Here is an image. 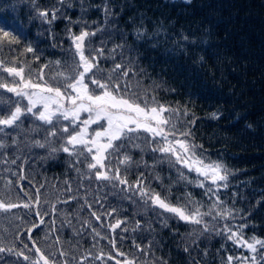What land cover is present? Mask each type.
<instances>
[{
	"label": "trees",
	"instance_id": "16d2710c",
	"mask_svg": "<svg viewBox=\"0 0 264 264\" xmlns=\"http://www.w3.org/2000/svg\"><path fill=\"white\" fill-rule=\"evenodd\" d=\"M0 17L23 26L14 33L19 44L0 47V85L19 79L4 68L23 67L26 78L41 82L42 71L47 85L62 88L65 81L53 77L71 72L78 58L72 35L94 32L85 55L103 70L95 78L107 82L111 74L137 96L178 109L165 113L175 125L165 128L176 133L169 139L190 132L188 142L202 146L196 154L228 176L226 187L204 180L153 151L164 141L140 130L105 160L128 183L97 179L87 167L91 154L66 143L75 125L45 124L0 87V119L22 109L16 124L0 125V202L18 205L0 209V264H45L41 253L48 264H264V245L252 251L243 243L264 241V0H0ZM125 155L131 163L120 164ZM138 181L170 205L194 201L211 215L202 224L181 220L138 193ZM117 220L123 223L110 227Z\"/></svg>",
	"mask_w": 264,
	"mask_h": 264
},
{
	"label": "snow or ice",
	"instance_id": "6c2138e0",
	"mask_svg": "<svg viewBox=\"0 0 264 264\" xmlns=\"http://www.w3.org/2000/svg\"><path fill=\"white\" fill-rule=\"evenodd\" d=\"M48 15L47 11L40 13L43 19H47ZM52 16L55 18V12L52 13ZM17 32H23L22 24L18 21L10 22L0 17V47L4 44H7L9 47L19 44L20 41L14 34ZM94 35V32L90 33L88 31H81L79 35H72L71 39L75 55L78 58L70 66L71 72H60L56 77H53V79L62 78L65 81L62 84L64 88L63 92L61 91V87L54 88L47 85V82L43 81L42 71L37 74L41 82L33 83L30 77H25L23 67H7L3 69L10 75L19 77V86L8 88V91L15 93L17 97L27 98V104L23 111L36 116L38 120L43 121L45 124H52L54 119H62L69 121L70 125H75L73 133L68 135L66 143L73 147L82 145L86 152L91 154L92 162L87 167L89 169H96L94 175L97 179H116L121 184L128 183L126 179L120 178L118 168L112 176L102 169L105 168V160L108 154L119 153L124 141H131L134 137L138 138V133L140 130H143L151 133L153 138L160 137L164 141V146H158L153 151H160L173 156L176 162L183 164L190 171L196 172L204 180H211L214 185L218 184V182H225L223 186L226 187L228 179L226 169L218 162L206 163V158H201L196 154V149L198 147L202 148V146L188 142V137L191 136L190 132L186 131L179 134L184 139L177 138L174 141L169 139V136L175 137L176 133L174 131L166 132L165 128L171 125L174 129L175 125L172 124L170 117L165 116V113H173L178 111V109L158 104L154 96L151 102H149L147 94L144 97L137 96L134 92H130L127 82L122 85L112 80L111 74H107V82H101L95 78L96 72H102L103 70L99 69V61L96 56H91V54L89 56L85 55V40L89 36ZM25 51L32 53L34 49L29 46ZM92 51L102 53L103 50L93 49ZM36 58L39 59V57ZM56 63L59 64L60 62L57 61ZM44 67H47V65H44ZM121 68L122 65L117 64L112 72L114 73ZM86 76L87 82L85 80ZM122 76L127 77L128 71H123ZM89 83L94 85L95 88L89 90ZM0 87H7V85H0ZM97 90H99V94H93ZM37 106H40V108ZM81 113H86L87 118L81 119ZM21 115L22 109L17 106L7 118L0 119V125L12 126L16 124ZM101 121L105 122L106 126ZM93 124H96L102 130H93L90 134L89 128ZM62 131L68 133V127H64ZM50 134L56 135L54 131ZM117 141L121 143L117 145ZM40 146L43 147L44 145ZM62 150L69 152L70 148L66 146ZM119 163H131V157L125 155ZM204 180H201L198 186L204 187ZM136 187L142 196H148L149 200L160 208L175 214L179 219L186 222L202 224L204 223V215H211V212L202 213L200 208L195 206L196 202L194 201H189V206H173L161 199L158 193L149 194L148 190L143 188L139 181ZM208 191L211 192L212 189L209 188ZM23 206L25 208L30 207L29 204H24ZM15 207H18V205L0 202V209L2 210L7 211ZM36 215H40V213L37 212ZM217 215L227 217L231 215V212H218ZM96 219L99 220L100 217L96 216ZM40 223H43L42 218ZM122 223L123 221L117 220L116 224L110 225V227L115 229ZM204 226L207 229V225L205 224ZM37 227H39L38 224L33 225V228ZM226 230L229 232V239L241 243L242 237H239L238 233H234L230 229ZM31 231L32 229H29V233ZM33 243L35 242L33 241ZM243 243L252 251L256 250L255 244L264 245V241L258 240L254 243H248L247 241H243ZM4 250L0 248V252ZM36 251L39 252V248ZM19 255L23 256V253L21 252ZM41 257L44 259L45 264H48L47 258L43 257L42 253ZM24 259L27 260L28 257L24 256ZM228 260L231 262L232 257H228ZM127 264H132V262H127Z\"/></svg>",
	"mask_w": 264,
	"mask_h": 264
},
{
	"label": "rangeland",
	"instance_id": "374dc122",
	"mask_svg": "<svg viewBox=\"0 0 264 264\" xmlns=\"http://www.w3.org/2000/svg\"><path fill=\"white\" fill-rule=\"evenodd\" d=\"M85 31V30H84ZM27 78H29V77H27ZM32 79V78H31ZM18 81H19V79L18 80H16L15 82H12V83H8L7 84V88H10V87H18L19 86V84H18ZM32 82L33 83H38V82H40V81H38V80H36V81H34V79H32ZM10 86V87H9ZM92 86H94V85H92V84H90L89 83V90H92V89H94V87H92ZM61 91L63 92L64 91V88L62 87L61 88ZM11 93H13V92H11ZM93 94H99V90H97L96 92H94ZM13 95L14 96H16L15 95V93H13ZM21 98V97H20ZM21 99H24L26 102H27V98L26 97H24V98H21ZM87 118V114L86 113H81V119H86ZM101 122H103V121H101ZM92 126H97L96 124H93ZM103 171H107L108 172V174L111 176L112 175V170H110V169H107V168H104V169H102ZM140 191L138 190V193H139Z\"/></svg>",
	"mask_w": 264,
	"mask_h": 264
},
{
	"label": "water",
	"instance_id": "95a60500",
	"mask_svg": "<svg viewBox=\"0 0 264 264\" xmlns=\"http://www.w3.org/2000/svg\"><path fill=\"white\" fill-rule=\"evenodd\" d=\"M84 31V30H83Z\"/></svg>",
	"mask_w": 264,
	"mask_h": 264
}]
</instances>
